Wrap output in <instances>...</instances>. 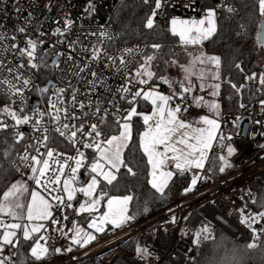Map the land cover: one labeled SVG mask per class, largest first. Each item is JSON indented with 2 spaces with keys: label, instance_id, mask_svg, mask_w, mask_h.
<instances>
[{
  "label": "built area",
  "instance_id": "2783aa9c",
  "mask_svg": "<svg viewBox=\"0 0 264 264\" xmlns=\"http://www.w3.org/2000/svg\"><path fill=\"white\" fill-rule=\"evenodd\" d=\"M125 0H0V33L8 37L0 41V60L8 67L15 68L23 63L25 67L20 69L25 78L31 79V84L27 87L22 84V96H15L11 100L8 96L0 94V108L10 105L17 112L23 108L21 115H28L32 119L28 124H22L16 127L0 131V135L9 134L18 141L20 150L16 155L15 166L19 167V175L27 179L31 185L35 186L48 199L50 196L42 188L38 187L34 181L28 177L31 175V169L25 166V162L19 159L25 154L27 149L30 155H36L35 146L41 138V131L36 130L35 121L40 120L39 127L49 129L50 137L48 147L58 152L66 153L68 156H75V149L58 133L53 131L57 126L52 116L56 112L50 108V101L57 102V89L64 88L63 107L75 112L81 120L85 121V131L87 125L98 122L94 117H84L79 108H73L71 105L72 92L77 91V99L83 101L86 105L89 101L93 104L99 102L101 109L107 108L110 113H116L117 107L128 109L124 100L120 99V94L116 92L125 83L123 72H118L116 66L110 65L109 56H120L125 49H139V53H134L135 61L129 64V71L134 73L139 60L146 52L147 46L144 43H125L122 36L112 21V15L117 3ZM144 1V0H140ZM155 0H149L154 4ZM93 6L89 10V5ZM234 8L235 4L228 0H164L163 6L158 10L157 20L161 21L165 30L169 31L170 20L172 18L182 19H200L203 18L208 9L216 10V23L218 27L217 11L219 8ZM154 8V7H153ZM19 9V11H17ZM72 21L69 29H65V20ZM59 21V23H57ZM25 27L26 32L20 33L18 28ZM60 28L63 35H53L55 30ZM101 31L107 32V37H101ZM170 32V31H169ZM40 33H43L41 36ZM95 33V35H93ZM15 35L16 40L11 37ZM43 41L36 50V63L42 66L39 69L28 67L27 58L20 57L18 51H4L13 43L19 47H25L27 37ZM111 37V38H109ZM97 47L101 49V55L98 59H92V49ZM107 55H104V53ZM43 57V61L40 58ZM57 57L55 65L51 61ZM71 57V59H69ZM126 60L132 57L125 56ZM117 61V66H118ZM47 67L52 68V79L43 81L40 74L44 73ZM81 68L85 70L80 71ZM96 72L97 87L95 91H90L89 81L96 79L91 76V72ZM6 70L0 69V77H8ZM10 78V77H9ZM103 81V84L100 81ZM52 85L48 92L41 93L48 82ZM151 84L135 85L136 88L147 90ZM161 92L171 95L172 92L165 88ZM15 101L13 103L12 101ZM38 100L39 104L31 109L33 101ZM264 101V94L258 91L254 100L244 107H240L237 112L227 114L220 118L222 132H227L225 144L219 153L227 151L231 145L235 151L229 156L228 162L231 167L229 170L217 178L210 177L205 170L193 168L182 175L190 177V184L193 174L202 178L197 181L192 191L184 193V196L167 208H164L155 215L149 216L136 223L123 226L112 230L106 237L94 242L85 248L75 246L70 237L73 232L68 231L72 228L73 222L81 225L80 219L75 217L69 224L62 219L64 212L55 211L54 215L61 218V225L68 233L63 236L58 232L52 231V225L47 222L48 234L52 239L49 243L55 249L54 260L48 264H80L86 260L94 259L95 264H191L198 255V247L194 242L195 233L200 230L204 224L215 227L225 233L239 245L252 242L253 229L262 236L264 229V220H257L249 228L240 222L241 214L238 209L245 208V214H256L262 210L256 209L248 196L249 190L257 197V201L264 189V109L260 102ZM111 102V103H110ZM175 103L181 102L178 98ZM189 105L187 112H182L181 117L186 121H199L200 117L206 113L200 108L194 106L186 98ZM57 107H61L57 103ZM86 112L94 109L85 108ZM38 113H46L42 118ZM50 113V114H49ZM122 114V113H121ZM60 123H68L64 120L61 113ZM240 118L237 122V118ZM9 125H14L11 117L0 115ZM109 124L112 117L109 116ZM257 121L259 123H257ZM80 120L71 121L78 124ZM22 133L23 139L18 140L16 133ZM107 135V128H105ZM33 145L34 147H28ZM89 159L92 154L91 149H83ZM40 151L45 152L44 147ZM30 163V161H29ZM74 166V162L69 161ZM83 168L80 169L78 176L82 177ZM68 172V169H65ZM51 175V173H49ZM63 179V177H62ZM80 180V179H79ZM78 185V184H77ZM188 186V187H189ZM187 187V188H188ZM63 194V193H61ZM55 195V193H53ZM84 196L81 193L76 194V198L71 202L81 203ZM175 217V223L172 218ZM194 235L193 238H186L182 232ZM131 244L134 253H131L124 246ZM147 247L151 255L146 260L138 258L136 253L137 246ZM71 247V251L68 248ZM15 249L7 248L4 255H10Z\"/></svg>",
  "mask_w": 264,
  "mask_h": 264
},
{
  "label": "snow or ice",
  "instance_id": "6c2138e0",
  "mask_svg": "<svg viewBox=\"0 0 264 264\" xmlns=\"http://www.w3.org/2000/svg\"><path fill=\"white\" fill-rule=\"evenodd\" d=\"M144 2L148 3L149 0H144ZM163 3L164 0H155L154 8L144 25L147 29L154 28L158 10L162 8ZM258 8L260 15L264 17V0H258ZM92 9L93 6L90 4L89 10ZM228 11L233 12L235 9L229 7ZM64 23L65 29H69L72 25V21L67 19ZM169 24L171 35L178 36L185 48L188 45H202L203 41L212 37L217 31L216 10L208 9L205 16L200 19L186 20L174 17L170 20ZM17 31L25 33L26 28L20 27ZM260 32L262 35L258 36V41L264 47V23L261 24ZM56 34L63 35V32L60 28H57L53 35ZM40 35L42 36L43 33H40ZM99 35L107 37L108 33L101 31ZM5 39H8V37L0 33V41ZM11 39L15 41L16 36L13 35ZM42 43L43 41L34 40L29 36L25 41V47H19L18 44L13 43L10 49L4 48L3 50L18 51L20 57L27 58L29 68L39 69L42 65L35 62L37 59L36 50ZM151 47L159 51L162 46L160 44H152ZM139 52V49H125L120 56L108 57L110 65L107 66H116L117 71L123 72L125 76V83L116 92L120 94L121 100L130 105L128 109L117 107L116 113H110L107 108L102 110L99 102L93 104V102L89 101L86 105L83 101L77 99L76 90L72 92V107H78L84 117L90 115L98 121L88 124L87 131H85V121L81 120V117H78L75 112H70L68 108L63 107L65 102L62 97L66 89H57V102L53 103L50 101V108L56 112V115L52 116V119L59 125L53 131L71 144L76 151L75 156H68L66 153H61L48 147L50 139L48 135L49 129L43 127L41 130L39 127L41 121H35L36 130L41 131V138L37 141V145L39 146H35L36 155H30L26 149L25 154L20 156L19 159L25 162L26 167L31 169V175L28 178L48 193L50 199L41 195L35 189L29 190L27 183L22 181L12 183L2 193V196H0V217L6 216L13 222L9 223L0 218V264H28L27 257L20 258L21 253L19 248L22 242H30L28 253L34 261H41L48 255L49 248L47 245L52 237L48 234L49 229L46 222L51 223L53 226L52 231L67 236L68 233L61 225V218H57L54 212L60 211L63 213L65 209L74 208L71 202L76 198L77 193L83 194L86 198L79 204L78 208H74L77 215L81 213H89L91 215L97 212L101 201L107 197V210L98 217L92 216L87 225L89 229L103 232L104 228L102 225L111 224L115 228H120L134 219L133 216L127 214V207L133 199L132 196H108V192L104 188H100L101 181L105 182V187L112 185L117 179V174L120 173L121 168L126 169L127 173L131 175H136L124 157L125 150H135L134 148L130 149L133 141L134 117H139L145 126V130L139 134L138 147L147 157V163L151 166L149 173L151 179L149 183L157 192L163 194L174 174L172 171L164 170L169 162L174 164L181 175L187 171H191L193 168H204L207 153L212 148L213 142L217 140L221 125L218 119L209 118L208 116L200 117L199 121H186L181 117V113L187 112L189 105L186 103V97L191 96L192 103L195 106L207 107L217 117L220 115L218 103L214 100H205L203 96H195L192 93L196 87L193 83V77H195L200 81L199 88L201 91L205 88H211V96L217 97L219 95L221 84H208L205 83V80H221V58L218 56H207L202 51L198 55L189 53L191 59L188 64L179 66L184 73V79L171 81L168 77L157 76V73L152 70L153 61L157 59L155 54L144 56L143 62L138 64L135 72H130L128 66L135 61L134 53ZM100 55L101 49L93 47L92 59L96 60ZM104 55H107V53L105 52ZM125 56L132 57V59L126 60ZM40 60L43 61V57ZM117 61L119 62L118 66ZM170 63L175 64L176 61L172 60ZM208 66H212L211 69ZM24 67L23 63L15 68L8 67L0 60V69L6 70L9 74L8 77H0V94L8 96L10 100L15 96H22L23 90L18 85L22 84L27 87L31 84V79L25 78L20 71ZM236 68L243 71L240 64H236ZM84 70V68L80 69L81 72ZM91 76L96 79L89 81V85L91 86L90 91H95L97 79L99 78L94 71L91 72ZM153 79H158L170 88H173L172 94L165 95L160 93L158 91L159 85H154L147 90L136 88L133 91L135 85H147ZM246 79H256V74L246 76ZM100 83L103 84V81L101 80ZM259 83L264 86V74H260ZM176 84L179 85V92L174 89V85ZM231 87L239 93L244 85L237 88L235 84H232ZM40 92L46 93L48 92V88L40 89ZM177 98L184 103H175L173 107V103ZM141 101L149 102L152 105L150 114L137 110ZM12 102L15 103L14 100ZM57 103L61 107H57ZM260 104L262 109H264V101H261ZM86 107L94 109V111L86 112L84 111ZM240 107L243 108L244 105L241 104ZM22 112L23 108L17 112L10 105L0 108V115L9 116L15 122L14 125H9L3 119H0V131L28 124L32 118L28 115H21ZM61 113L64 120L69 121L68 123H60ZM38 115L42 118L46 113H38ZM109 116L113 118L111 125L109 124ZM239 119L238 117L237 122ZM76 120H80L81 122L78 124L71 123V121ZM257 123L259 122L257 121ZM201 124L204 126L201 127ZM105 128H109L116 134L106 135ZM16 136L18 140L24 138L23 134L19 132L16 133ZM224 139L225 137L220 134L219 140L223 141ZM227 139H231V137H227ZM220 146L223 147V144L221 143ZM28 147L34 146L29 145ZM40 147H44L45 152L42 153ZM81 147L83 149H91L95 154L90 163ZM234 151L235 149L231 145L227 147L228 156L233 155ZM4 155L6 156L7 153H4ZM219 160L222 161V166L219 168L221 173L226 168L231 167L225 156H219ZM69 161L74 162V166ZM81 168L90 174V179L86 185L77 186L79 182L78 173ZM65 169H68L67 173ZM16 171H20L19 167L16 168ZM201 178V176L193 174L191 185L184 190L185 193L192 191L197 181ZM98 188H100L99 193H97ZM248 196L253 203L257 202V197L251 190H249ZM260 199L264 201V196H261ZM261 207H264V203L261 204ZM238 211L241 214L240 222L249 228L257 220H264V211L256 214H245V208H240ZM62 219L67 221L68 216L63 215ZM175 219L173 217L171 222L175 223ZM68 231L74 233L70 237L71 242L81 247L90 244L96 239L93 233L86 231L75 221L72 224V228L68 229ZM261 232H264V229H261ZM202 234L210 235V230L207 226L202 227L195 233L196 240L194 242L197 245L200 242L199 238ZM209 235H205L204 238L208 239ZM259 236L260 233L253 229V240L245 247L247 249L259 247L260 245L257 244ZM5 248L15 249L16 251L10 255H4ZM55 251L60 252L61 250L57 248ZM68 251H71V247L68 248ZM136 253L141 260H146L151 255L147 247L139 245L136 247ZM233 264H239V261L235 257H233Z\"/></svg>",
  "mask_w": 264,
  "mask_h": 264
},
{
  "label": "trees",
  "instance_id": "16d2710c",
  "mask_svg": "<svg viewBox=\"0 0 264 264\" xmlns=\"http://www.w3.org/2000/svg\"><path fill=\"white\" fill-rule=\"evenodd\" d=\"M228 1L235 4L233 8L235 11L229 12L227 8H219L217 11V31L212 37L203 41L201 45L206 54L221 58V80L217 81V83L221 84L219 95L217 96L221 110L220 117L237 112L241 104H249L255 99L258 91L264 94V86L259 83L260 74H264V48L259 47L257 39V30L264 21V17L259 13L258 0ZM153 7L154 4L140 0L119 2L114 8L112 21L119 30L123 42L144 43L147 49L143 57L156 55L157 59L153 61L152 70L157 73V76H164L171 81H178L174 73H172V69L176 65L179 66L180 63L185 62L189 57V53L193 54L194 49L189 46L185 48L181 44L179 37L173 36L169 31L165 30L159 20H156L153 29H147L144 26ZM152 44H160L162 47L159 51H156L152 49ZM143 57L138 64L143 62ZM172 60H175L176 63H170ZM236 64H240L243 71L237 69ZM51 69L47 67L44 73L40 74L43 81L52 79ZM254 73L256 74V79H246V76H251ZM149 83L157 84L161 89L167 88L173 92V88L158 79H153ZM232 84H235L237 88H240L241 85H244V87L237 93L236 89L231 87ZM174 89L179 92V85H174ZM186 98L191 101L189 96ZM137 110L147 114L151 112L152 105L149 102L141 101ZM144 130L145 126L142 120L139 117H134L133 141L130 149L134 148L135 150H125L124 157L136 175H131L127 173L126 169L121 168L120 173L117 174V179L112 185L105 187V182H102L100 186V188H104L108 192V196L130 195L133 197L130 202L129 216H133L134 219L124 226L155 215L177 202L184 196V190L190 184L188 175L178 173L163 194L152 188L149 183L151 167L147 163V157L138 147L139 134ZM112 134L116 133L107 128V135ZM223 136L227 137L226 131L223 132ZM19 150L20 147L15 137L9 134L0 135V196L16 179L21 177L15 166L16 155ZM4 153H7V155L5 156ZM94 155V153L89 155V163ZM221 166L222 161L219 160L217 155H213L205 171L210 177L217 178L221 175L219 171ZM89 176L90 174L83 170V181L88 179ZM100 188H98V191H100ZM261 196H264V189L260 194ZM260 197L254 207L264 211V207H261L264 201ZM77 207L78 204H74V208ZM74 208L66 210L65 213L68 216L66 224L75 217L85 221L86 216L77 215ZM209 230L208 239L204 238L205 235H201L198 255L191 264H233V257L239 261V264H264V236L258 242L259 247L247 249L245 247L247 244H237L221 230L212 226H209ZM111 231L104 233L100 239L106 237ZM29 244L30 242H22L19 248L20 258L27 257L28 264L42 262L51 258L34 261L28 253ZM124 247L134 253L131 244H126ZM80 264H95V260L89 259ZM161 264L169 263L162 262Z\"/></svg>",
  "mask_w": 264,
  "mask_h": 264
},
{
  "label": "rangeland",
  "instance_id": "374dc122",
  "mask_svg": "<svg viewBox=\"0 0 264 264\" xmlns=\"http://www.w3.org/2000/svg\"><path fill=\"white\" fill-rule=\"evenodd\" d=\"M178 19H182V18H178ZM186 20H191V19H186ZM188 46L194 49L193 55H198L201 51H202L204 54H206V53L203 51L201 45H196V46L188 45ZM206 55H207V56H215V55H210V54H206ZM190 59H191V56L189 55L188 59H187L185 62L180 63L179 66H180V65H186V64H188V62H189ZM179 66L176 65V66L172 69V73H174L175 78H176L178 81L184 79V73L181 71V68H180ZM198 67H199V66H198ZM208 67H209V69H211L212 66H208ZM134 72H135V71H134ZM193 83L196 85V87H195L194 92L192 93V95H195V96H203V97L205 98V100H208V101H213V100H214L216 103L219 104V102H218V100H217V97H213V96L210 95V93H211V91H212L211 88H205L203 91H201L200 88H199L200 81L197 80L195 77H193ZM205 83L213 84V83H217V81H213V80H211V79H206V80H205ZM154 85H157V84H151L150 87H153ZM158 91H159L160 93H163V92H161V88H160V86L158 87ZM170 91H171V90H170ZM171 92H172V91H171ZM163 94H165V93H163ZM165 95H166V94H165ZM189 98L191 99V96H189ZM191 103H192V100H191ZM192 104H193V103H192ZM193 105H194V104H193ZM194 106H195V105H194ZM219 106H220V105H219ZM196 107H197V106H196ZM198 108H200L201 110H203L206 114H209L210 116H213V117H215V118H222V117H220V116H221V110H220V107H219V113H220V115H219L218 117L215 115V113H214L213 111H210L207 107H198ZM222 142H223V145H224V144H225V139H224ZM106 167H107V166H106ZM79 179H80V180H79L77 186H80V185H86V183H87V182L89 181V179H90V176L88 177V179H85L84 181H83V178H82V177H80ZM102 182H103V181H101V183H102ZM97 193H99L98 189H97ZM82 195H83V194H82ZM118 197H123V196H118ZM85 199H86V198L84 197L83 201H84ZM83 201H82V202H83ZM130 202H131V201H130ZM130 202H129L128 207H127V214H128V215H129ZM79 204H80V203H78V207H79ZM106 204H107V197H105L104 200L101 201V204L98 206V211H97V212H95V213H93V214H91V215H90L89 213H81V214H79L80 216H86V217H85V218H86L85 221H81V219H80V222H81L80 227L84 228L86 231H89V232L93 233V234L96 236V239H95L94 241H92L90 244H88V245H86V246H84V247H82V248H85V247H87V246L92 245L94 242H96L97 240H99L100 237H101L104 233H106L107 231L117 229V228L113 227L111 224H105V225H102L103 228H104V231H103V232H96L95 229H89V228L87 227V225H88V223L90 222L92 216H97V217H98V216L102 215L103 212H105V211L107 210ZM78 207H77V208H78ZM259 210H260V209H259ZM78 218H79V217H78ZM73 219H74V218H73ZM70 222H71V220H70ZM70 222H68V224H69ZM98 222H99V221H98ZM66 225H67V224H66ZM204 226H207L208 229H209V226H208V225L204 224ZM204 226H203V227H204ZM182 234H183L186 238H189V239H191V238L194 237V235H191V234L186 233V232H184V231L182 232ZM73 235H74V234H73ZM202 235H207V234H202ZM262 236H264V232H263ZM262 236L259 238V240L262 238ZM200 237H201V236H200ZM195 240H196V236L194 237V241H195ZM199 240H200V238H199ZM259 240L257 241V244H258ZM41 243H42V241H41ZM74 245H76V244H74ZM47 246H48V248H49V252H50L51 248H50L49 245H47ZM51 246H52V245H51ZM76 246L79 247V245H76ZM198 246H199V244L197 245V247H198ZM80 247H81V246H80ZM52 248H53V250H54V247H53V246H52ZM54 253H55V251H54L52 254H50L49 257H51V258H49L48 260H45V261H42V262H37V263L34 262L33 264H48L49 261L54 260V257H53V256L55 255ZM46 256H47V255H46ZM44 258H45V257H44Z\"/></svg>",
  "mask_w": 264,
  "mask_h": 264
},
{
  "label": "crops",
  "instance_id": "0c3cea01",
  "mask_svg": "<svg viewBox=\"0 0 264 264\" xmlns=\"http://www.w3.org/2000/svg\"><path fill=\"white\" fill-rule=\"evenodd\" d=\"M174 106H175V104L173 103V107H174ZM151 111H152V110H151ZM150 113H151V112H149V113H147V114H150ZM205 116H208L209 118H215V117H213V116H210L209 114H206ZM215 119H218V121H219V123H220V118H215ZM220 125H221V124H220ZM200 126L203 127L204 125L201 124ZM220 134L223 135V132H222V128H221V126H220V129H219V133H218V138H217V140L213 142V146H212V148H211V149L208 151V153H207V158H206V160H205V166H204L203 169H199V170H206V169H207V167H208V165H209V161L211 160V157H212L213 155H217L218 157L221 156V155H223V156H225L227 159L229 158L227 151L224 152V153H219L220 150L223 148V147L220 146L221 143L223 144V142L219 140V135H220ZM150 167H151V166H150ZM164 170L172 171V172L174 173L173 176H172V178H171V180L169 181V184H170L171 181L174 179L175 175L179 173V170H177V169L175 168L174 164H172L171 162H169V164L165 167ZM228 170H229V168H226V170H225L223 173L220 172V174L222 175V174L226 173ZM221 175H219V176H221ZM219 176H218V177H219ZM16 181H22V182L27 183L29 190L35 189L36 191H39L35 186L31 185V183H30L27 179H25V178L19 177L18 179H16ZM16 181H15V182H16ZM15 182H14V183H15ZM169 184H168V186H169ZM39 192H40V191H39ZM40 193H41V195H44V194H42V192H40ZM44 196H45V195H44ZM45 197H46V196H45ZM46 198H47V197H46ZM0 218L4 219L5 221H7V222H9V223L13 222V221H11L10 218H8V217H6V216H5V217H0ZM46 223H47V222H46ZM42 243H43V241H42ZM48 245L50 246L51 250H50V252L48 253V255L45 256V258H43L42 260L48 258V257L50 256V254H52V253L54 252V250H53V248H52V246H51V244H50L49 242H48ZM75 246H76V245H75ZM5 249H7V248H5ZM15 251H16V250H15ZM54 254H55V253H54Z\"/></svg>",
  "mask_w": 264,
  "mask_h": 264
},
{
  "label": "water",
  "instance_id": "95a60500",
  "mask_svg": "<svg viewBox=\"0 0 264 264\" xmlns=\"http://www.w3.org/2000/svg\"><path fill=\"white\" fill-rule=\"evenodd\" d=\"M156 20H157V18H156ZM262 23H264V21H263ZM262 23H261V24H262ZM261 24L259 25L258 30H257V39H258V36H261V35H262L261 32H260ZM258 45H259V47L264 48V47L261 46V43H260L259 41H258ZM56 62H57V57H55V58L51 61V64H52V65H55ZM51 85H52V81L48 82V84H47L44 88H49ZM38 104H39V101H38V100H34L31 109H33V108H34L35 106H37Z\"/></svg>",
  "mask_w": 264,
  "mask_h": 264
}]
</instances>
